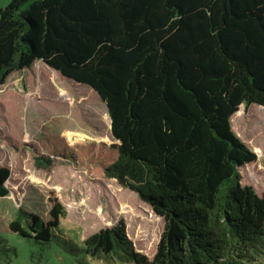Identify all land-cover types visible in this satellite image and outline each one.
Wrapping results in <instances>:
<instances>
[{
	"label": "trees",
	"instance_id": "1",
	"mask_svg": "<svg viewBox=\"0 0 264 264\" xmlns=\"http://www.w3.org/2000/svg\"><path fill=\"white\" fill-rule=\"evenodd\" d=\"M36 61L103 99L117 155L106 171L166 221L152 258L123 225L86 238L87 255L250 264L264 251V194L241 173L258 156L232 127L242 104L264 107V0H12L0 9V86ZM10 177L0 164V198ZM49 216L19 209L10 229L49 245L62 205Z\"/></svg>",
	"mask_w": 264,
	"mask_h": 264
},
{
	"label": "rangeland",
	"instance_id": "2",
	"mask_svg": "<svg viewBox=\"0 0 264 264\" xmlns=\"http://www.w3.org/2000/svg\"><path fill=\"white\" fill-rule=\"evenodd\" d=\"M11 1L0 0V9ZM232 118L233 131L258 156L241 168L242 184L263 195L264 107L242 104ZM113 143L107 106L88 85L36 61L0 86V164L11 170L10 194L0 198V264H132L85 253L86 238L119 225L136 250L154 256L165 218L108 174ZM56 204L65 216L49 245L11 231L19 209L49 220ZM250 264H264V251Z\"/></svg>",
	"mask_w": 264,
	"mask_h": 264
},
{
	"label": "water",
	"instance_id": "3",
	"mask_svg": "<svg viewBox=\"0 0 264 264\" xmlns=\"http://www.w3.org/2000/svg\"><path fill=\"white\" fill-rule=\"evenodd\" d=\"M49 67V66H48ZM50 68V67H49ZM102 101H103V99H102ZM104 102V101H103ZM155 212V211H154Z\"/></svg>",
	"mask_w": 264,
	"mask_h": 264
},
{
	"label": "crops",
	"instance_id": "4",
	"mask_svg": "<svg viewBox=\"0 0 264 264\" xmlns=\"http://www.w3.org/2000/svg\"><path fill=\"white\" fill-rule=\"evenodd\" d=\"M47 66V65H46ZM48 67V66H47Z\"/></svg>",
	"mask_w": 264,
	"mask_h": 264
}]
</instances>
